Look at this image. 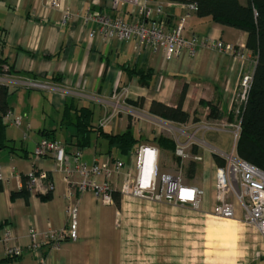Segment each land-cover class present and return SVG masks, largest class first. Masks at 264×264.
Masks as SVG:
<instances>
[{
  "label": "crops",
  "instance_id": "crops-1",
  "mask_svg": "<svg viewBox=\"0 0 264 264\" xmlns=\"http://www.w3.org/2000/svg\"><path fill=\"white\" fill-rule=\"evenodd\" d=\"M239 1L241 4L247 2ZM59 2L62 9L72 13L65 23L61 21V8H51L49 0H0V76L7 77L0 84L7 88L8 108L22 117L18 127L2 122L5 139L14 149H0L3 177L0 181V237L11 229L14 239L9 243L0 240V264H150V259L157 256L144 245L140 255H134L137 242L130 233L124 234L125 211L145 208L141 203L146 202L156 216L162 206L211 212L217 202L214 171L218 165L213 153L215 150L227 153L233 147L231 125L238 122L237 114L242 107L239 81L242 75L252 74L256 56L246 47L245 31L192 12L184 22L186 37L196 35L221 40L243 49L245 57L236 58L199 47L194 56L183 53L180 57L166 59L161 50L154 52L137 45L135 38L119 41L88 35L96 24L83 22L86 9L90 7L129 20L133 17L130 5L113 7L112 0ZM159 2L165 11L167 27H174L186 12L187 0ZM3 66L10 69L7 76L3 74ZM23 78L47 82L52 88H26L19 85ZM183 91L182 107L190 115L187 122H173L149 111L152 101L175 106ZM208 103L219 107L223 113L221 120L206 118ZM80 107L91 110L94 129L101 128L111 134L130 129L138 140L136 148L141 145L155 147L159 173L179 171L186 184L202 190L198 208L130 196H120L119 203L114 200L112 204H103L90 191H75L77 237L74 240L66 238L53 247L44 233L67 226L66 184L61 167L51 156L36 158L33 155L36 143L42 138L56 140L64 146L69 157L75 149H80L81 159L87 164L95 158L104 163L111 156L124 162L123 171L132 170L135 165L131 155L136 148L127 155L109 151L107 140L99 137L96 131L90 134L87 146L77 145L76 109ZM168 124L174 130H169ZM222 124L227 127H220ZM205 125L211 128L202 127ZM190 135H193V142L188 152L200 156V160L181 161L174 150L156 141L163 136L174 143L176 139L187 143ZM230 139L232 145L228 150L225 140ZM190 162L195 165L189 172ZM34 169L45 171L47 178L41 179L27 196L13 197V193L23 189L26 177ZM74 179L79 177L74 175ZM120 181L121 176L118 183ZM49 184L51 189H48ZM234 208L232 220L242 221L241 207L234 202ZM163 219L143 218L148 222L147 233L142 234L145 245L148 241L166 242L162 235L165 231L159 227L166 222ZM32 228L38 233L36 240L41 242L37 249L29 246ZM252 240L257 253L245 264H264V235L257 232ZM8 244L20 247L21 254L8 258Z\"/></svg>",
  "mask_w": 264,
  "mask_h": 264
},
{
  "label": "built area",
  "instance_id": "built-area-1",
  "mask_svg": "<svg viewBox=\"0 0 264 264\" xmlns=\"http://www.w3.org/2000/svg\"><path fill=\"white\" fill-rule=\"evenodd\" d=\"M51 8L60 9L59 0H49ZM130 5L133 17L129 20L121 15H110L108 13L86 9L82 19L85 24L95 23L96 28L90 29L88 35L94 37L100 35L104 39L116 38L119 41L136 39L139 46H144L156 52L161 50L166 59L180 57L183 53L194 56L199 47H205L216 52H223L236 58H244L245 51L232 44L224 43L218 39H210L192 35L186 37L184 34L185 19L192 12H196L195 1L186 2V12L178 18L172 28L167 27L166 15L159 0H112L113 7ZM62 23L72 17L68 9H62ZM4 76L9 72L8 66H3ZM7 77L0 76V83L5 82ZM252 74L242 75L239 81V99L242 104L247 100L251 85ZM29 89L50 90L52 86L33 78H23L19 81ZM0 119L3 123L18 127L22 117L15 114L12 109L0 110ZM169 130H174L168 124ZM211 128L209 126H202ZM220 127H227L222 124ZM183 128H187L186 126ZM182 128V129H183ZM198 128V127H197ZM233 131V147L230 152L215 150L225 160L223 166H218L214 171V187L216 190V204L212 207L210 214L234 219V202L241 207L242 221L253 225L257 231L264 235V170L240 158L235 150L236 141L240 131V120L231 125ZM198 129H195L197 131ZM193 135L188 137L187 143L175 140L174 155L181 161L188 158L200 160V156L190 155L188 146L192 144ZM36 158L51 156L63 172V181L66 184V214L67 226L63 229H51L44 233L45 239L53 247H57L61 241L77 237V206L76 192H92L103 204H112L113 192L117 191L120 196L141 198L149 202H165L173 205H190L196 209L199 206L202 190L186 184L182 174L159 173L157 167V149L150 145H141L136 148L131 158H134V168L124 169V162L120 159L108 157L106 162L100 163L95 158L91 164L81 159V150L75 149L70 157L64 146L48 138L40 139L33 150ZM74 175L79 177L74 179ZM121 181L118 183V177ZM47 173L43 170L34 169L26 177L29 191L36 189L41 179H46ZM3 179L0 173V181ZM52 185L49 184L48 189ZM230 196V197H229ZM37 231L30 230V244L33 249L40 247L41 242L36 240ZM14 239L11 229L5 231L0 240L6 243ZM21 254V248L15 244H8L6 256L17 257Z\"/></svg>",
  "mask_w": 264,
  "mask_h": 264
},
{
  "label": "trees",
  "instance_id": "trees-1",
  "mask_svg": "<svg viewBox=\"0 0 264 264\" xmlns=\"http://www.w3.org/2000/svg\"><path fill=\"white\" fill-rule=\"evenodd\" d=\"M191 1L197 3L198 16H210L217 23L229 25L247 33L246 47L255 54L256 61L247 100L237 114V119L240 120V131L236 141V152L240 158L264 170V0H247L246 4H241L239 0H187V2ZM6 98L7 88L0 84L1 111L8 109ZM183 98L184 91L175 106L152 101L149 111L161 118L185 123L190 115L182 107ZM208 108L207 119L221 120L223 118V113L217 105L208 103ZM76 111V143L79 147L88 145L90 134L94 131L99 137L107 140L109 151L127 155L137 147L138 140L130 129L118 134H111L101 128L94 129L91 124V110L80 107ZM4 131L5 126L0 119V149L9 147L13 150L14 147L5 139ZM156 141L169 149L175 148V143L170 138L160 136ZM213 159L218 166L225 164V160L216 153H213ZM194 165L193 162L189 163V172ZM28 194L29 189L25 179L23 189L13 193L12 196ZM113 198L119 203L120 194L117 191L113 192Z\"/></svg>",
  "mask_w": 264,
  "mask_h": 264
},
{
  "label": "rangeland",
  "instance_id": "rangeland-1",
  "mask_svg": "<svg viewBox=\"0 0 264 264\" xmlns=\"http://www.w3.org/2000/svg\"><path fill=\"white\" fill-rule=\"evenodd\" d=\"M209 134L210 132L207 137ZM225 144L229 150L232 139L225 140ZM145 203H141L145 208L125 211L124 222L127 226H124V234L130 233L137 242L134 255H140L143 249L141 246L144 245L149 247L148 251L152 255L158 257L151 258L150 264H245L257 253L252 239L258 231L251 224L224 219L210 212H189L184 209H170L169 206H162L159 216H156L152 206H146ZM151 217L165 218L163 220L166 222L159 226L165 231L162 233L165 235V243H143L142 234L147 233L148 227V222L143 218ZM163 256L165 259H162ZM137 258H140V262L143 261L141 257Z\"/></svg>",
  "mask_w": 264,
  "mask_h": 264
}]
</instances>
